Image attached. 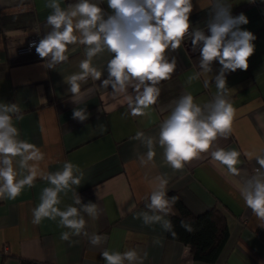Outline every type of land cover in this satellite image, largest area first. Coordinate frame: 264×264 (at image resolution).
<instances>
[{
	"label": "crops",
	"instance_id": "obj_1",
	"mask_svg": "<svg viewBox=\"0 0 264 264\" xmlns=\"http://www.w3.org/2000/svg\"><path fill=\"white\" fill-rule=\"evenodd\" d=\"M47 2L0 0V102L15 103L21 109L23 118H14V124L20 130V139L44 153L41 170H61L66 161L78 166L81 184L60 194L59 207H79L74 204L76 193L82 203H95L98 215L84 214L85 231L89 236H104L106 241L94 246L83 234L63 241L61 232L69 230L59 226V218L33 224L32 210L40 203L42 189L49 186L37 176L34 186L25 187L15 200L0 199V264H19L17 256L47 264H104V250L130 249L141 257L147 253L143 264H264V226L239 192L243 180L257 168L255 159L246 154L264 150V0H227L234 16L243 13L248 18L241 27L256 37L255 51L246 71L237 69L226 74L229 97L237 110L232 132L218 138L208 153L186 163L183 170H173L165 161L157 142L159 125L174 106L173 101L185 93L192 94L201 106L212 100L216 85L211 77L219 73V63L214 61L212 73L201 74L189 84L188 78L201 71L195 58L199 50L194 52L189 41L175 52L169 51L167 55L175 56L177 67L169 80L158 85L161 94L157 104L144 116L131 115L122 95L112 97L111 86L101 88L100 81L91 78L81 82L80 93L73 95L67 77L80 71V62L86 58L85 46L70 45L68 61L55 69L44 66L45 60L35 47L29 53H17L28 36L35 33L40 40L49 31L45 26L51 11ZM74 2L60 0L62 7ZM192 3L190 23L203 28L214 0ZM101 7L107 10L106 0ZM108 59L106 52L93 58V64L104 73L101 79L107 77ZM82 107L89 113L84 122L72 118L73 109ZM138 131L153 137L156 144V155L146 164L140 162L146 147L133 139ZM217 148L241 153L239 176L212 159L211 151ZM158 176L168 181L167 193L175 192L193 213L216 206L224 214L228 235L214 263L193 259L189 246L171 238L159 224L146 226L134 218L147 211L142 204L156 188ZM157 239L162 246L155 243Z\"/></svg>",
	"mask_w": 264,
	"mask_h": 264
},
{
	"label": "clouds",
	"instance_id": "obj_2",
	"mask_svg": "<svg viewBox=\"0 0 264 264\" xmlns=\"http://www.w3.org/2000/svg\"><path fill=\"white\" fill-rule=\"evenodd\" d=\"M104 2L75 0L62 7L60 0H48L46 7L51 11L45 26L49 31L31 46L49 69L68 61L70 45L85 46L86 58L80 62V71L67 77L69 91L78 95L81 82L89 78L100 81L101 88L111 86L109 95L112 97L123 96L133 116L147 115V110L157 104L161 94L158 85L169 80L177 67L175 56L169 58L167 53L179 49L186 38L194 52L199 50L201 70L188 78L189 84L201 74L212 73L213 62H218L219 73L211 77L216 85L212 100L201 106L192 94L185 93L173 101L174 106L159 125L157 142L163 149L165 161L173 170H183L186 163L208 153L218 138H226L232 132L237 110L229 97L226 74L237 69L246 71L249 67L256 37L241 27L249 22L248 18L243 13L234 16L227 0H214L203 28L193 27L190 23L192 0H106L107 10L101 7ZM105 52L110 59L106 64L107 77L101 79L104 73L93 64V58ZM207 84L205 81V86ZM14 118H23L21 109L15 103L0 102V199L15 200L25 187H33L39 176L49 186L42 189L40 203L32 210L31 222L39 225L46 218L52 221L59 218V226L69 230L61 232V240L69 241L70 236L83 234L94 246L105 242L106 237L89 236L85 231L84 214L98 215L95 203H82L76 193L74 204L79 207L69 205L64 210L59 207L60 194L81 184L82 173L78 166L66 161L61 170H41L44 153L19 138L20 130L15 126ZM72 118L86 121L89 118L87 108L73 109ZM101 130H104L103 126ZM133 139L141 141L147 149L140 158L141 164L152 161L156 155L153 137L138 131ZM240 155L235 149L211 151L212 159L225 166L233 176L240 175ZM246 155L255 159L257 168L240 186V196L264 226V150ZM156 180V188L147 197V211L134 218L141 219L146 226L159 224L176 237L173 224L166 217L178 196L167 195L168 181L163 176ZM180 224L186 231H194L190 222L181 220ZM155 243L163 244L159 239ZM101 256L104 264H143L147 253L141 257L135 249L124 252L104 250Z\"/></svg>",
	"mask_w": 264,
	"mask_h": 264
},
{
	"label": "trees",
	"instance_id": "obj_3",
	"mask_svg": "<svg viewBox=\"0 0 264 264\" xmlns=\"http://www.w3.org/2000/svg\"><path fill=\"white\" fill-rule=\"evenodd\" d=\"M199 61V56L195 57ZM169 197L177 196L173 191L167 193ZM147 201L142 205H146ZM170 220L176 237L171 238L182 241L189 246V251L195 260L214 263L228 235V224L224 214L211 206L201 213H193L179 199L172 207ZM181 220L190 222L194 231L188 232L181 227ZM19 264H47L46 262L17 256Z\"/></svg>",
	"mask_w": 264,
	"mask_h": 264
},
{
	"label": "built area",
	"instance_id": "obj_4",
	"mask_svg": "<svg viewBox=\"0 0 264 264\" xmlns=\"http://www.w3.org/2000/svg\"><path fill=\"white\" fill-rule=\"evenodd\" d=\"M39 41V37L37 34H31L30 36L27 37L26 41L17 48V53L18 54H25V53H29L33 50L34 47H32V43L33 42H37ZM188 43L189 41L187 40V38L185 39L184 43ZM250 177V176H248ZM247 177V178H248ZM247 178H245L243 181H245Z\"/></svg>",
	"mask_w": 264,
	"mask_h": 264
},
{
	"label": "water",
	"instance_id": "obj_5",
	"mask_svg": "<svg viewBox=\"0 0 264 264\" xmlns=\"http://www.w3.org/2000/svg\"><path fill=\"white\" fill-rule=\"evenodd\" d=\"M189 44V43H188ZM190 44H191V42H190Z\"/></svg>",
	"mask_w": 264,
	"mask_h": 264
}]
</instances>
